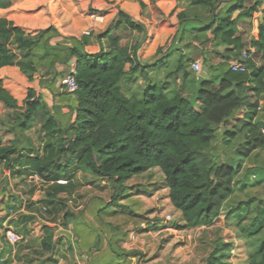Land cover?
<instances>
[{"label": "trees", "instance_id": "obj_1", "mask_svg": "<svg viewBox=\"0 0 264 264\" xmlns=\"http://www.w3.org/2000/svg\"><path fill=\"white\" fill-rule=\"evenodd\" d=\"M161 1L150 0L156 24L148 26L151 32L148 45L155 42L158 33L176 29L160 6ZM179 1L196 10L209 9L206 20L188 15L186 11L177 18L180 25L201 22L203 32L211 34L203 45L213 44V51L222 62L216 67L209 63L205 65L209 72L220 74L219 88L213 87V81H204L195 97L189 99L183 91L169 89L163 83H148L141 95H127L122 88L123 79L137 70L141 57L138 51L140 42L132 45V41L135 32L146 36L147 33L139 23L121 12L114 26L109 52L102 50L100 54L88 55L65 49L68 54L61 62L68 66L75 58L72 72L79 90L73 95L75 101L74 106H70V114L63 119L50 115L33 87L28 86L25 98L20 100L5 82L4 69H17L20 77L29 84L39 80L42 85L44 80L39 74L40 64L29 60L35 46L33 35L17 27L13 21L0 17V103L10 114L9 132L21 138L19 143H4L0 137V162L4 163V168L13 175H24L28 180L36 177L44 184L53 183L55 191L64 189L65 185L60 182H70L75 171L100 181H111L121 192L114 194L103 208L116 206V202L126 198L123 192H126L128 182L159 169L168 189L170 205L180 215L174 228L194 232L212 227L223 218L224 207L234 193L235 182L245 162L256 151L264 150V127L240 117L242 112L257 115L260 99L264 96V16L258 38L247 42L238 35L234 15L239 10L251 15L257 10V3L246 8V0ZM139 3L145 7L141 0ZM224 3L227 4L223 6ZM11 5L12 0H0V10ZM106 14L108 11L89 9L86 12L89 16ZM180 33L182 31L174 36V43L182 42ZM91 38L90 34L75 41L84 48L91 43ZM164 49H157L155 56L158 59ZM244 52L251 54V58L245 60ZM164 63L165 59L157 60L155 66ZM189 63L190 60H182L175 72L181 74L184 81L193 76ZM231 63L245 64L247 71L235 72ZM127 65H131L130 71H126ZM38 118L43 132V155L27 136ZM24 150L26 154L22 153ZM21 163L24 169L20 167ZM48 199L53 202L56 195L48 192ZM251 202L245 203V207L248 208ZM236 212L233 209L226 215L227 227H231L229 221H234ZM72 216L71 212L66 213L65 225ZM19 224L15 223V227ZM105 224L111 230H120L111 223ZM160 228L153 223L139 232H158ZM18 234L28 236L29 233L23 229ZM253 234L250 233L249 237ZM110 237L118 241L116 250L121 251L118 258H141L140 251H127L120 245L128 235L121 239L114 233ZM56 243L55 228L42 226L40 250L35 255H49L44 264H59L52 258ZM200 243L204 247L202 264H229L235 243L222 237L220 231H215L210 241L201 239ZM251 245L254 249L247 264H264V241ZM27 263L33 261L27 259Z\"/></svg>", "mask_w": 264, "mask_h": 264}, {"label": "crops", "instance_id": "obj_2", "mask_svg": "<svg viewBox=\"0 0 264 264\" xmlns=\"http://www.w3.org/2000/svg\"><path fill=\"white\" fill-rule=\"evenodd\" d=\"M141 1L145 7H141L139 0H12L10 8L0 10V17L13 21L17 27L33 35L35 46L30 53L29 60L40 64L39 74L44 83L40 85L39 80L34 84L27 83L20 77L17 69L2 71L5 82L14 92L12 84L33 87L42 97L50 115L63 119L64 116L70 114V106H74L75 101L74 96L68 95L62 85L63 80L74 71L75 67V58H72L68 66L61 62L68 54L65 49L84 52L88 55L100 54L102 50L105 53L109 52L111 39L114 37V26L119 20V13L122 12L134 22L139 23L147 33L146 36L135 32L132 41V45L140 42L141 46L138 51L141 57L137 70L123 79L122 88L127 95H141L148 83H163L169 89L183 91L189 99L195 97L204 81H213V87L219 88L220 74L211 73L205 69L206 63L216 67L222 62L213 51V44L203 45L206 39L211 38V34L207 31L203 32L204 25L201 22L191 21L180 25L177 18L178 14L186 11L188 15L206 20L209 17L208 7L196 10L190 8L184 1L162 0L160 6L169 15L171 23L176 25V29L172 32L158 33L155 42L148 45V38L151 34L148 26L155 25L156 21L150 8V0ZM256 3L258 4L257 10L251 15H246L243 10L237 11L234 15L238 35L247 42L259 36V26L264 16V0H246L244 3L246 8ZM226 4L224 3L223 6ZM89 9L108 11V14L89 16L86 15ZM180 31H182L180 33L182 37H179L182 42L174 43L173 38ZM106 33L109 34L100 38ZM90 34L92 38L88 46L83 48L76 43L75 39H81ZM159 47H165V49L158 59L155 55ZM251 52L253 53L254 50L251 49ZM163 59H165L163 65L155 66L157 60ZM182 60L183 62L190 60L189 71L193 76L187 81L182 79L181 74L175 73ZM195 64L202 66L201 72L194 71L193 65ZM258 64L261 65V62L258 61ZM130 69L131 65H127L126 71ZM0 108H5L2 103H0ZM240 117H245L249 121L253 120L257 126L264 127V96L260 99V109L257 115L242 112ZM37 148L38 153L43 155L44 145ZM22 153L27 152L24 150ZM22 166L24 169L23 163L20 167ZM4 170V163L0 162V264H28L27 259L32 260V264H44L49 255L43 257L35 255L36 251L40 250L38 245L41 228L44 225L58 227V230H55L57 243L52 258L59 264H139L140 258L136 256L118 258L117 254L121 251L116 250L118 241L115 239L99 241V226L94 224V212L97 209L92 211L90 216L86 213L74 214L71 211L73 216L65 225V215L70 212L71 208V205L65 202V198L72 194L70 189L55 191L51 188L54 184L50 183L48 185L51 187H47L48 190L44 192L43 197L39 198L37 193L33 192L32 179L28 180L21 174L7 178L4 176ZM8 183L20 186L12 192H5ZM48 192L56 195L53 202L48 199ZM249 201H252L250 204L251 224L254 226L264 220V206L256 210L259 203L264 205V150L256 151L245 162L235 182L234 193L224 207L225 216L212 227L194 232V236H200L204 231H220L222 237L233 241L235 248L228 260L229 264H247L249 260L247 241H252V244L264 241V226L260 234L248 236V239L244 234L240 238L237 233H234L232 227H227L226 215L236 209V217H244L246 208L244 204ZM95 202V199H90L91 207H94ZM240 205L243 206L240 207ZM12 209L15 210L14 214L11 213ZM61 221L63 224L58 225ZM12 222L14 226H11ZM17 222L20 224L15 227ZM7 225L17 233L23 229L29 233L28 236H22V242L15 250L5 239ZM243 226H245L244 223ZM237 227L240 229V226ZM74 237L77 238L76 242H67ZM120 245L127 251L132 248H137L140 252L144 251L141 245L130 244V240Z\"/></svg>", "mask_w": 264, "mask_h": 264}, {"label": "rangeland", "instance_id": "obj_3", "mask_svg": "<svg viewBox=\"0 0 264 264\" xmlns=\"http://www.w3.org/2000/svg\"><path fill=\"white\" fill-rule=\"evenodd\" d=\"M12 85L16 96L20 100L25 98L28 86ZM0 119V136L3 142H21V138L18 135L16 136L13 132H9L11 122L10 114L6 108H0ZM27 136L35 148L41 146L43 143V132L39 124V118ZM4 176L11 178L14 175L5 169ZM72 177L70 182H60L65 185L66 189L72 191V194L65 198V202L71 205L70 212L72 211L74 214L86 213L90 216L92 211L94 212L97 209L94 212V224L99 226L100 242L108 241L111 238L110 235L114 233L121 239L128 235L126 242L130 240V244L141 245L144 248V251H141L142 256L138 260L139 264H202L204 247H202L200 241L201 239L210 241L213 238L214 230L205 231L200 236H194L195 231L193 233L181 232L174 228L173 225L179 222L180 215L170 205L168 189L164 184V178L159 169H154L150 173L136 177L128 182L127 190L123 192L126 198L116 202V206L110 208L103 207L112 200L114 194L121 192V190L113 186L111 181H100L81 171H75ZM32 181H36L32 185H34L35 193H37L39 198L43 197L44 192L48 190L47 187H51L42 183L36 177ZM6 186L8 188L5 189V192H12L13 189L17 190L20 185L8 183ZM90 199L96 200L94 207H91ZM121 206H125V208ZM262 206L264 205L259 203L256 206V210ZM250 209L251 206L249 209L245 208L244 217H236L234 221H229L234 233H237L240 238L242 234L246 235L248 239L250 233L257 235L262 232L264 220L262 219V222L253 226L251 224ZM12 210L11 213L14 214L15 210ZM128 212L137 213L142 218L131 216V213L128 214ZM8 213L10 214V210ZM168 216L172 217L171 222L166 221ZM84 218L86 219V217ZM239 222L242 230L237 227ZM105 223H111L113 227L118 226L120 230H111ZM153 223L161 226L158 232H139L142 229H148ZM243 223L245 226H243ZM59 224L62 225V221L58 222ZM55 230H58V227ZM72 241L76 242L77 238L74 237L70 238V241L67 240L68 243H72ZM251 244L252 241H247L248 256L254 249ZM132 249L140 251L137 248Z\"/></svg>", "mask_w": 264, "mask_h": 264}, {"label": "built area", "instance_id": "obj_4", "mask_svg": "<svg viewBox=\"0 0 264 264\" xmlns=\"http://www.w3.org/2000/svg\"><path fill=\"white\" fill-rule=\"evenodd\" d=\"M243 58L245 60L251 58V54L244 52L243 53ZM232 70L235 72H246L247 71V66L242 63H233L231 65ZM193 69L196 72H201L202 71V66L200 64H195L193 65ZM63 88L64 90L71 94L74 95L78 90H79V85L76 81L75 75L73 72H70L66 78L63 80ZM262 133L264 135V129L262 130ZM167 222L172 221V217L168 216L166 217ZM189 237V236H188ZM5 239L7 243L15 250L18 245L22 242V236L19 235L11 226L7 225L6 226V232H5Z\"/></svg>", "mask_w": 264, "mask_h": 264}, {"label": "water", "instance_id": "obj_5", "mask_svg": "<svg viewBox=\"0 0 264 264\" xmlns=\"http://www.w3.org/2000/svg\"><path fill=\"white\" fill-rule=\"evenodd\" d=\"M205 69L207 70V68L205 67Z\"/></svg>", "mask_w": 264, "mask_h": 264}]
</instances>
